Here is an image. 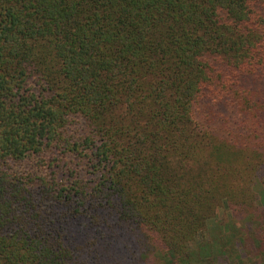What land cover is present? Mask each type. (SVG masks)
I'll return each mask as SVG.
<instances>
[{"label": "trees", "instance_id": "1", "mask_svg": "<svg viewBox=\"0 0 264 264\" xmlns=\"http://www.w3.org/2000/svg\"><path fill=\"white\" fill-rule=\"evenodd\" d=\"M0 264H264V0H0Z\"/></svg>", "mask_w": 264, "mask_h": 264}, {"label": "rangeland", "instance_id": "2", "mask_svg": "<svg viewBox=\"0 0 264 264\" xmlns=\"http://www.w3.org/2000/svg\"><path fill=\"white\" fill-rule=\"evenodd\" d=\"M228 216L229 214V209L227 208V205L225 204L223 207L219 208L216 212V215L214 218L210 219L208 221V224L211 225L216 219L221 218L222 216Z\"/></svg>", "mask_w": 264, "mask_h": 264}]
</instances>
